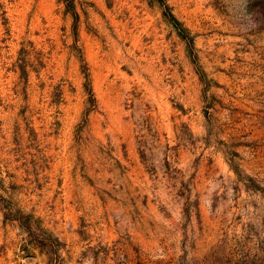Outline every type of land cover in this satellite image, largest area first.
<instances>
[{
    "label": "rangeland",
    "instance_id": "374dc122",
    "mask_svg": "<svg viewBox=\"0 0 264 264\" xmlns=\"http://www.w3.org/2000/svg\"><path fill=\"white\" fill-rule=\"evenodd\" d=\"M0 264H264V0H0Z\"/></svg>",
    "mask_w": 264,
    "mask_h": 264
}]
</instances>
